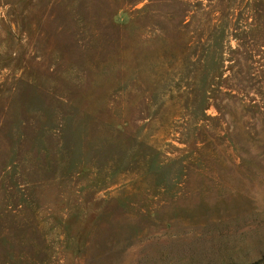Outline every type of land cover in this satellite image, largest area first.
Here are the masks:
<instances>
[{"label": "rangeland", "instance_id": "374dc122", "mask_svg": "<svg viewBox=\"0 0 264 264\" xmlns=\"http://www.w3.org/2000/svg\"><path fill=\"white\" fill-rule=\"evenodd\" d=\"M0 264H264V0H0Z\"/></svg>", "mask_w": 264, "mask_h": 264}]
</instances>
